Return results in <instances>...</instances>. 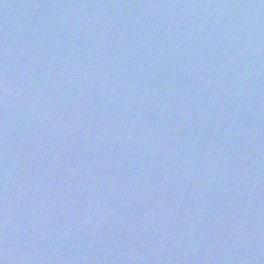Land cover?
Instances as JSON below:
<instances>
[{"label":"water","instance_id":"1","mask_svg":"<svg viewBox=\"0 0 264 264\" xmlns=\"http://www.w3.org/2000/svg\"><path fill=\"white\" fill-rule=\"evenodd\" d=\"M0 264H264V0H0Z\"/></svg>","mask_w":264,"mask_h":264}]
</instances>
